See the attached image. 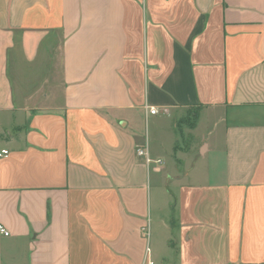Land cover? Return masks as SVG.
<instances>
[{"label": "crops", "instance_id": "0c3cea01", "mask_svg": "<svg viewBox=\"0 0 264 264\" xmlns=\"http://www.w3.org/2000/svg\"><path fill=\"white\" fill-rule=\"evenodd\" d=\"M2 151L0 264H264V0H0Z\"/></svg>", "mask_w": 264, "mask_h": 264}, {"label": "rangeland", "instance_id": "374dc122", "mask_svg": "<svg viewBox=\"0 0 264 264\" xmlns=\"http://www.w3.org/2000/svg\"><path fill=\"white\" fill-rule=\"evenodd\" d=\"M175 121L177 122V127L179 128V133L181 131V135H179L178 138V143L180 148L182 149H177L175 150V153L173 154L175 156H169L167 155V169L164 171L162 174L159 175L160 177V184L164 185L168 180L167 179V174L173 175L172 170H176L178 174H184L186 168H190V166L195 162L196 159H198L195 162V167L198 166L200 163V153L201 150L199 149V146L201 142H203V138L206 136L205 133V126L204 123L199 124L197 128L194 131H189L190 128H193L195 125V122L199 116V109H181L175 114ZM155 123L149 124V133H148V138L150 142V147L153 148V146L158 145V137L159 132L161 130H168L172 132V125H171V119H164V118H158L155 120ZM165 127H167L165 129ZM191 133V137L189 135ZM188 134V135H187ZM181 136V137H180ZM191 146V151L186 153L184 151L185 147ZM199 149V150H198ZM176 160H180V164H176ZM197 164V165H196ZM168 170L170 172H168ZM155 177V176H154ZM168 183V182H167ZM165 186V185H164ZM157 187V181L153 180L152 181V188L156 189ZM161 200L164 201L163 195H161ZM163 207V206H162ZM165 207V206H164ZM164 207L162 209H164ZM156 209L151 210V218L152 221H150L149 225H146L147 230L149 232V240L153 242L155 238V223H154V217L158 215V212H156Z\"/></svg>", "mask_w": 264, "mask_h": 264}, {"label": "built area", "instance_id": "2783aa9c", "mask_svg": "<svg viewBox=\"0 0 264 264\" xmlns=\"http://www.w3.org/2000/svg\"><path fill=\"white\" fill-rule=\"evenodd\" d=\"M156 112L157 111L154 108H150L149 109V113L151 115H155ZM135 153H136V155L138 157H145L146 158V162H150L149 159L147 158V153H146V150L144 148H137ZM7 154H8L7 151H2L0 153V157L6 156ZM158 164H160V162ZM9 235H10V232L8 231V229L3 224L0 223V236L9 237Z\"/></svg>", "mask_w": 264, "mask_h": 264}]
</instances>
